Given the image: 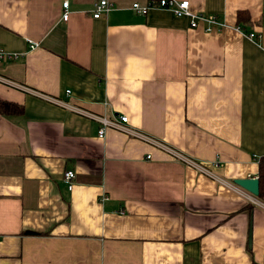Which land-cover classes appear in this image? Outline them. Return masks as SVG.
I'll use <instances>...</instances> for the list:
<instances>
[{
	"label": "crops",
	"instance_id": "0c3cea01",
	"mask_svg": "<svg viewBox=\"0 0 264 264\" xmlns=\"http://www.w3.org/2000/svg\"><path fill=\"white\" fill-rule=\"evenodd\" d=\"M63 1L0 0V48L19 54L0 75L23 87L0 83L21 107L0 114V264H264V197L113 129L99 137L78 112L124 114L227 182L257 177L264 0H188L224 23L210 31L129 9L146 0H108L98 18V0H66L62 20Z\"/></svg>",
	"mask_w": 264,
	"mask_h": 264
},
{
	"label": "built area",
	"instance_id": "2783aa9c",
	"mask_svg": "<svg viewBox=\"0 0 264 264\" xmlns=\"http://www.w3.org/2000/svg\"><path fill=\"white\" fill-rule=\"evenodd\" d=\"M63 8V12L61 14V19L66 20L67 18V1L64 0L61 4ZM113 7L112 3L108 0H98L93 3V10L91 16L93 18H98L103 14H106L111 8ZM129 9L139 15H145L149 10L152 9H159L163 11H167L171 13L175 17H184L188 20V25L191 28H196L199 22H202L205 24V27L203 28L204 31H210L213 26H215L218 29H221L224 27V23L221 20H218L216 17L212 15H203V14H197L193 13L189 8V2L188 0H146L144 4H140L138 2H132L129 6ZM249 39L254 38L253 33H248L245 35ZM19 56L18 53L9 52L7 50L0 48V63H4L7 61H12L14 59H17ZM0 83L6 86L11 87H21L19 84L14 83L10 81L7 78H4L0 75ZM66 93L69 91L66 90ZM59 102V101H57ZM78 111L77 109H73ZM79 113L96 120L100 126L97 131V135L99 137H102L104 135L105 129H113L115 131H118L120 133H123L129 137L135 138L137 140H140L144 143L149 144L150 146L158 149L163 154H165L168 158L171 160L181 163L185 166L191 167L197 172L215 180L216 182L226 185L230 189L238 192H242L245 194L248 201H250L253 204H258V201L256 197L252 196L248 192L242 190L238 186L234 185L232 182H227L219 177H217L206 165H204L203 162L196 161L183 153L182 151L164 143L163 141L148 135L147 133H144L140 131L139 129H135L131 127L128 124L127 116L124 114H112L110 117H104L102 115H96L92 113H87L84 111H78ZM145 158H150V155H146ZM212 167L218 166L217 161H213L211 163ZM74 177V174L71 170L64 171L62 175L63 182L67 185V188L70 189L72 186V179Z\"/></svg>",
	"mask_w": 264,
	"mask_h": 264
},
{
	"label": "trees",
	"instance_id": "16d2710c",
	"mask_svg": "<svg viewBox=\"0 0 264 264\" xmlns=\"http://www.w3.org/2000/svg\"><path fill=\"white\" fill-rule=\"evenodd\" d=\"M21 111V107L11 103L0 101V114L8 115ZM257 179H258V196L257 199H263L264 197V157H261L258 160V171H257ZM26 232L33 233L35 231L27 230Z\"/></svg>",
	"mask_w": 264,
	"mask_h": 264
},
{
	"label": "water",
	"instance_id": "95a60500",
	"mask_svg": "<svg viewBox=\"0 0 264 264\" xmlns=\"http://www.w3.org/2000/svg\"><path fill=\"white\" fill-rule=\"evenodd\" d=\"M232 183L242 190L248 192L254 197L258 196V179L257 177H244L232 180Z\"/></svg>",
	"mask_w": 264,
	"mask_h": 264
}]
</instances>
